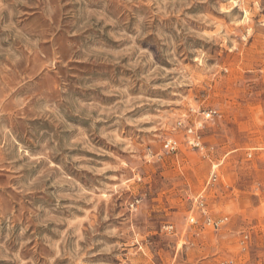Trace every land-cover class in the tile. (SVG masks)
Returning a JSON list of instances; mask_svg holds the SVG:
<instances>
[{
    "label": "rangeland",
    "instance_id": "1",
    "mask_svg": "<svg viewBox=\"0 0 264 264\" xmlns=\"http://www.w3.org/2000/svg\"><path fill=\"white\" fill-rule=\"evenodd\" d=\"M0 264H264V0H0Z\"/></svg>",
    "mask_w": 264,
    "mask_h": 264
},
{
    "label": "built area",
    "instance_id": "2",
    "mask_svg": "<svg viewBox=\"0 0 264 264\" xmlns=\"http://www.w3.org/2000/svg\"><path fill=\"white\" fill-rule=\"evenodd\" d=\"M216 113V111L210 110L208 112H204V118L205 119H211L213 117V115ZM183 124V121H179L178 125L181 126ZM185 133L187 135V144H189L192 147H196V148H203L202 142H201V138L200 135L197 132V129L194 126H185ZM179 147V143L176 139L174 138H169L166 139L164 141V149L167 151H176ZM215 174L213 173L212 177ZM214 178H216V175L214 176ZM196 204L198 209H200L204 215V222L203 225L204 226H210L215 230H218L223 224H225L228 220V217L224 216L221 217L220 219H213L208 212L206 211V206H205V201L202 197H198L196 199ZM188 221L191 224H195L197 223V218L195 215L191 214L188 217ZM173 229V225L170 224L168 225V230ZM244 238L247 239L248 235H244Z\"/></svg>",
    "mask_w": 264,
    "mask_h": 264
}]
</instances>
